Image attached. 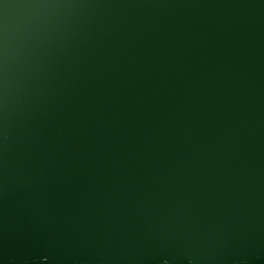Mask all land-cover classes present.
Masks as SVG:
<instances>
[{
  "label": "water",
  "instance_id": "1",
  "mask_svg": "<svg viewBox=\"0 0 264 264\" xmlns=\"http://www.w3.org/2000/svg\"><path fill=\"white\" fill-rule=\"evenodd\" d=\"M0 264H264V0H0Z\"/></svg>",
  "mask_w": 264,
  "mask_h": 264
}]
</instances>
